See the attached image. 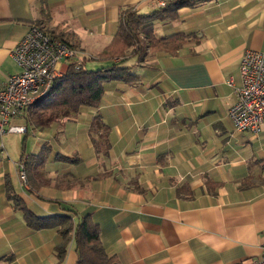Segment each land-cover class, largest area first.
<instances>
[{
    "label": "crops",
    "instance_id": "obj_1",
    "mask_svg": "<svg viewBox=\"0 0 264 264\" xmlns=\"http://www.w3.org/2000/svg\"><path fill=\"white\" fill-rule=\"evenodd\" d=\"M156 2L0 0V85L21 73L12 51L32 26L63 37L96 68L105 63L122 12L148 14ZM154 34L186 38L150 49L144 63L130 58L138 85L107 83L99 107L60 114L45 127L29 112L13 123L27 132L10 134L21 136L19 149L9 150L3 137L0 264H58L63 243L57 229L27 226L8 198L13 192L39 218L90 217L116 264H251L261 256L264 128L258 135L236 131L229 114L244 53H264V0L184 7L177 19L158 22ZM68 67L63 63L64 74ZM97 117L109 128L107 157L91 141ZM44 146L51 148L45 167L26 172L28 158ZM77 260L72 239L61 264Z\"/></svg>",
    "mask_w": 264,
    "mask_h": 264
},
{
    "label": "trees",
    "instance_id": "obj_2",
    "mask_svg": "<svg viewBox=\"0 0 264 264\" xmlns=\"http://www.w3.org/2000/svg\"><path fill=\"white\" fill-rule=\"evenodd\" d=\"M209 0H170L163 9L148 14H141L134 9H126L120 18L119 30L107 47L102 57L105 63L93 67L92 59H80L79 63L71 62L67 72L55 80L48 95L39 100L31 109L32 120L41 127L48 126L60 114L77 115L83 108L99 107L105 93V85L110 82H124L138 85L140 76L133 66L126 63L135 58L144 63L149 58V50L170 41L183 42L185 36L174 35L158 40L154 34L158 22L173 21L178 11L184 7H194ZM52 36L63 40V37ZM67 43V42H66ZM130 52L129 56L126 54ZM90 137L98 156H109L111 144L109 128L100 117L94 119ZM51 148L44 146L39 155L30 156L26 163V172L42 169L48 162ZM69 164L80 161L71 158H58ZM9 191V190H8ZM14 208L23 213L27 226L35 231L57 229L63 243L56 248L58 264L65 259L69 242L74 239L78 260L76 264H116L114 257L109 256L101 242V231L90 217L80 218L78 222L72 216L61 215L39 218L34 216L23 200L14 192L8 194Z\"/></svg>",
    "mask_w": 264,
    "mask_h": 264
},
{
    "label": "built area",
    "instance_id": "obj_3",
    "mask_svg": "<svg viewBox=\"0 0 264 264\" xmlns=\"http://www.w3.org/2000/svg\"><path fill=\"white\" fill-rule=\"evenodd\" d=\"M157 9L167 6L166 0H157ZM79 52L70 44L32 26L12 51V58L21 73L10 76L0 85V153L4 152L3 137L25 134L27 127L14 125L52 89L56 79L64 75L63 63H79ZM241 86L236 89V103L230 110V119L236 131L258 135L264 128V53L246 51L240 64ZM232 85L233 81L230 79ZM23 187H27L24 166L19 172ZM251 264H264V245L258 259Z\"/></svg>",
    "mask_w": 264,
    "mask_h": 264
},
{
    "label": "rangeland",
    "instance_id": "obj_4",
    "mask_svg": "<svg viewBox=\"0 0 264 264\" xmlns=\"http://www.w3.org/2000/svg\"><path fill=\"white\" fill-rule=\"evenodd\" d=\"M29 141L31 142L32 138L30 137L27 138L23 145L27 147L29 144ZM4 143H5V147L7 146L9 150H16V149L21 148L22 138L19 135L8 134L4 138Z\"/></svg>",
    "mask_w": 264,
    "mask_h": 264
}]
</instances>
